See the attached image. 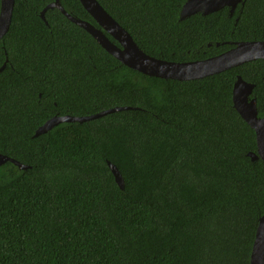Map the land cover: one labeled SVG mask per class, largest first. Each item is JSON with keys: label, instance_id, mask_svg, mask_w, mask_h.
I'll return each instance as SVG.
<instances>
[{"label": "trees", "instance_id": "obj_1", "mask_svg": "<svg viewBox=\"0 0 264 264\" xmlns=\"http://www.w3.org/2000/svg\"><path fill=\"white\" fill-rule=\"evenodd\" d=\"M53 0H14L0 38V264H250L264 161L232 102L264 114V58L202 78L130 68ZM98 27L79 0H59ZM153 57L185 62L264 41V0L179 18L186 0H97ZM118 45L110 35L104 32ZM35 130L54 115L86 116ZM108 162L119 170L115 181Z\"/></svg>", "mask_w": 264, "mask_h": 264}, {"label": "water", "instance_id": "obj_2", "mask_svg": "<svg viewBox=\"0 0 264 264\" xmlns=\"http://www.w3.org/2000/svg\"><path fill=\"white\" fill-rule=\"evenodd\" d=\"M79 1L96 21L98 27L68 13L59 0H53L48 3L42 9L40 15L44 19V13L47 8H58L68 19L88 31L97 43L121 63L147 75L178 80L202 78L249 60L264 58V41L248 40L236 42L230 49L202 60L175 62L159 59L146 54L140 49L130 33L97 0ZM243 1L186 0L181 6L179 18L184 19L197 12L208 14L224 6H228L229 14L232 15L236 6L239 3H243ZM13 3L14 0H0V38L9 28ZM104 32L116 40L118 45L112 42ZM3 67L4 64L0 67V70ZM253 87L252 83L246 82L241 76H237L232 88V102L234 108L255 132L256 152L249 151L247 154L252 160L261 158L264 161V114L260 117L257 115L256 99L255 97H250ZM124 108L113 107L86 116L54 115L35 130L34 136L47 132L54 125L62 121H84ZM7 160L18 165L20 168L27 167L16 159L0 153V164ZM108 166L114 175L115 181L122 187L123 179L119 170L110 162H108ZM250 264H264V214L260 217L256 228L250 253Z\"/></svg>", "mask_w": 264, "mask_h": 264}, {"label": "flooded vegetation", "instance_id": "obj_3", "mask_svg": "<svg viewBox=\"0 0 264 264\" xmlns=\"http://www.w3.org/2000/svg\"><path fill=\"white\" fill-rule=\"evenodd\" d=\"M239 4H240V3H239ZM237 6H238V5H237ZM237 6H236V8H237ZM236 8H235V9H236Z\"/></svg>", "mask_w": 264, "mask_h": 264}]
</instances>
